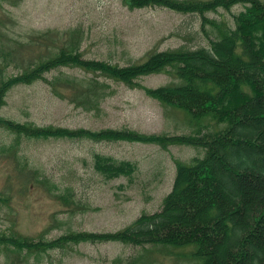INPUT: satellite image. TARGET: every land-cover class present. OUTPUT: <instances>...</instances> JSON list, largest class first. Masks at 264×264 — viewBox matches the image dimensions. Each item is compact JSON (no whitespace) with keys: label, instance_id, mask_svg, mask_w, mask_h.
I'll use <instances>...</instances> for the list:
<instances>
[{"label":"rangeland","instance_id":"rangeland-1","mask_svg":"<svg viewBox=\"0 0 264 264\" xmlns=\"http://www.w3.org/2000/svg\"><path fill=\"white\" fill-rule=\"evenodd\" d=\"M249 5L237 3L230 10L219 8L205 15L233 24L234 15ZM202 25L206 30L211 26L199 13L159 6L132 8L124 0H0V75H13L46 48L70 41L71 30H79V48L85 58L128 65L144 61L155 50L205 44L208 37ZM44 32L50 33L49 39L44 37L47 42L31 39ZM60 73L79 79L94 76L70 67ZM99 79L102 99L95 109L86 110L65 96L73 89L60 90L63 96H59L39 81L13 88L0 115L39 126L129 128L168 135L194 134L200 126L203 131H217L226 125L210 116L194 118L187 110L164 105L145 92L144 87L172 81L168 73L144 76L139 80L143 87L138 88ZM12 140L10 133L0 129V233L47 239L69 230L116 231L143 213L159 211L173 188L177 162L191 163L204 154V148L188 144L165 148L154 143L49 138L22 140L16 150L18 160L16 153L1 150ZM96 153L132 161L135 171L105 179L93 167ZM63 193L71 194L68 201L60 198ZM193 252L192 244L87 242L19 257L0 247V264H125L127 260L133 264H202Z\"/></svg>","mask_w":264,"mask_h":264},{"label":"trees","instance_id":"trees-1","mask_svg":"<svg viewBox=\"0 0 264 264\" xmlns=\"http://www.w3.org/2000/svg\"><path fill=\"white\" fill-rule=\"evenodd\" d=\"M124 1L132 8L159 6L199 13L204 22L211 24L210 30L202 25L208 42L194 48L155 50L142 62L119 65L85 58L79 48V30H71L70 41L46 48L13 75H0V110L13 88L39 81H45L59 96H63L60 90L73 89L72 94L64 93L65 96L91 110L102 99L100 77L138 88L143 87L139 81L142 77L165 72L172 76V81L144 87L149 96L164 105L185 109L194 118L210 116L226 125L217 131H203L200 126L194 134L168 135L129 128L39 126L0 115V129L13 136V142L2 145L1 150L16 153L18 160L21 157L16 150L19 152L24 139L129 141L165 148L171 144L204 148L203 156L194 157L191 163L177 162L173 188L159 211L143 213L122 229L69 230L52 239L2 232L0 247L27 257L87 242L176 247L192 244L193 253L202 264H264V0ZM245 2L250 5L234 15L233 24L205 15ZM49 35L39 33L31 39L45 41L44 37L49 39ZM63 67L81 68L94 76L79 79L63 75ZM93 167L105 179L132 175L135 171L132 161H119L103 153L94 155ZM69 196L63 193L60 198L68 201ZM125 264L133 263L127 260Z\"/></svg>","mask_w":264,"mask_h":264}]
</instances>
